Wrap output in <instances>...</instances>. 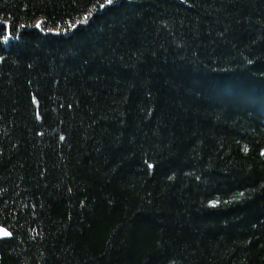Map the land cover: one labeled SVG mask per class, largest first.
Instances as JSON below:
<instances>
[{
	"label": "trees",
	"instance_id": "trees-1",
	"mask_svg": "<svg viewBox=\"0 0 264 264\" xmlns=\"http://www.w3.org/2000/svg\"><path fill=\"white\" fill-rule=\"evenodd\" d=\"M0 229V264H264V0H0Z\"/></svg>",
	"mask_w": 264,
	"mask_h": 264
},
{
	"label": "water",
	"instance_id": "water-1",
	"mask_svg": "<svg viewBox=\"0 0 264 264\" xmlns=\"http://www.w3.org/2000/svg\"><path fill=\"white\" fill-rule=\"evenodd\" d=\"M4 233H7L6 231L0 229V239L7 237L8 235H5Z\"/></svg>",
	"mask_w": 264,
	"mask_h": 264
},
{
	"label": "snow or ice",
	"instance_id": "snow-or-ice-1",
	"mask_svg": "<svg viewBox=\"0 0 264 264\" xmlns=\"http://www.w3.org/2000/svg\"><path fill=\"white\" fill-rule=\"evenodd\" d=\"M107 2H108V3H111L112 0H107ZM85 19H87V18H85ZM37 27H39V25H37ZM5 39H7V37H5ZM4 234L7 235V233H4Z\"/></svg>",
	"mask_w": 264,
	"mask_h": 264
},
{
	"label": "rangeland",
	"instance_id": "rangeland-1",
	"mask_svg": "<svg viewBox=\"0 0 264 264\" xmlns=\"http://www.w3.org/2000/svg\"><path fill=\"white\" fill-rule=\"evenodd\" d=\"M38 23V22H37ZM39 25V24H38Z\"/></svg>",
	"mask_w": 264,
	"mask_h": 264
}]
</instances>
